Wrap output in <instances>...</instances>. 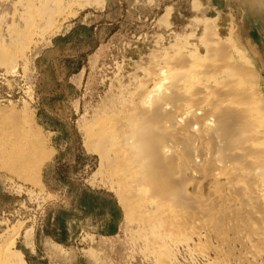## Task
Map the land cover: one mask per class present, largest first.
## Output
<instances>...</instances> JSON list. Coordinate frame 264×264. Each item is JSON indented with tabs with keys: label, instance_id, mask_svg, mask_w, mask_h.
I'll return each mask as SVG.
<instances>
[{
	"label": "rangeland",
	"instance_id": "374dc122",
	"mask_svg": "<svg viewBox=\"0 0 264 264\" xmlns=\"http://www.w3.org/2000/svg\"><path fill=\"white\" fill-rule=\"evenodd\" d=\"M75 4L65 5L63 14L50 21L48 16H32L33 25L26 23L30 16H19L17 6L14 10L12 5L10 14L6 11L5 23L0 16L2 47L11 52L8 56L17 53L0 64V108L30 116L53 153L40 181L22 183L0 175V240L14 241L13 250L22 253L27 264H150L139 255V225L126 221L114 178L102 172L98 154L84 146V129L121 111L122 103L135 98L139 86L150 79V70L163 69L165 57L182 49L181 53L188 49L183 54H190L193 48L204 55L200 39L205 22L212 24L233 62L242 66L249 61L264 98V38L258 25L264 31V10L254 13L249 0ZM249 17L258 20L256 24ZM26 26L34 31L28 41L17 34L24 35ZM207 192L205 188L204 196ZM162 226L160 233L165 235L167 228ZM221 228L220 234L228 235L231 243L221 242L209 231H202L203 236L201 230L196 232L202 239L199 245L205 243L207 264L211 260L212 264H264V255L258 256L264 248H257L259 253L256 243L251 249L247 242L251 233L237 231L242 227H225L226 232ZM242 233L247 235L245 242L240 240ZM226 252L232 257L226 258ZM167 262L165 256L152 264ZM197 263L203 264L198 259Z\"/></svg>",
	"mask_w": 264,
	"mask_h": 264
},
{
	"label": "bare ground",
	"instance_id": "6f19581e",
	"mask_svg": "<svg viewBox=\"0 0 264 264\" xmlns=\"http://www.w3.org/2000/svg\"><path fill=\"white\" fill-rule=\"evenodd\" d=\"M13 1L0 0L1 22L5 23L6 11L9 13L14 3L19 16H30V20L32 16H48L49 21L50 17L62 15L65 5L78 2L82 6L102 7L106 3ZM249 4L254 13L264 10V0H249ZM30 20L26 23L33 25ZM258 25L264 38L260 22ZM31 28L22 36L17 33L18 38L32 36ZM216 36L212 24L205 22L200 39L204 55L193 48L190 54H183L188 49L183 53L179 49L181 52L177 50L173 57H165L163 69L159 66L161 70H150V79L139 86L135 98L122 103L121 111L84 129V146L89 153L98 154L100 169L109 172L117 184L126 221L139 225L136 238H140V254L134 249L150 264L165 256L167 264H194L197 259L207 264L205 243L203 247L199 245L202 239L196 233L199 230L209 231L213 234L209 235L228 244L230 237L220 234L221 227H242L243 230L235 229L253 235L247 239L249 245H262L251 249L255 246L260 253L264 248V212L260 214L264 210V98L258 92V78L248 67L249 61L245 59L242 66L233 62L228 47ZM2 38L0 64L17 54L8 56L11 52L2 47ZM29 117L0 108V175L22 183H34L38 178L40 181L42 169L53 154ZM205 188L208 192L204 196ZM164 224L166 234L161 235ZM159 234L160 239L154 238ZM14 246L10 239L0 240V264H27L22 253L13 250ZM230 255L226 252V258Z\"/></svg>",
	"mask_w": 264,
	"mask_h": 264
}]
</instances>
